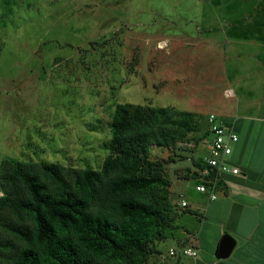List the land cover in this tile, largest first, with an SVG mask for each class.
<instances>
[{
	"label": "rangeland",
	"instance_id": "obj_1",
	"mask_svg": "<svg viewBox=\"0 0 264 264\" xmlns=\"http://www.w3.org/2000/svg\"><path fill=\"white\" fill-rule=\"evenodd\" d=\"M257 54L260 0H0V199L8 160L100 170L125 104L191 114L185 138L150 158L195 194L208 116L236 103L228 91L248 99L249 81L260 88Z\"/></svg>",
	"mask_w": 264,
	"mask_h": 264
},
{
	"label": "trees",
	"instance_id": "obj_2",
	"mask_svg": "<svg viewBox=\"0 0 264 264\" xmlns=\"http://www.w3.org/2000/svg\"><path fill=\"white\" fill-rule=\"evenodd\" d=\"M191 117L119 105L100 170L4 162L0 222L9 240L0 239L1 254L12 252L11 264H146L186 210L177 205L170 216L172 184L150 152L184 139Z\"/></svg>",
	"mask_w": 264,
	"mask_h": 264
},
{
	"label": "crops",
	"instance_id": "obj_3",
	"mask_svg": "<svg viewBox=\"0 0 264 264\" xmlns=\"http://www.w3.org/2000/svg\"><path fill=\"white\" fill-rule=\"evenodd\" d=\"M254 57L260 64V88L255 91L249 81L248 99L230 90L236 103L227 106L223 115L215 114L222 123L233 126L239 137L229 162L241 174L225 175L216 200L197 190L180 194L172 183L171 201L180 206L183 199L188 207L181 211L176 229L163 246H158L159 252L151 258L153 264H264V0H260V54ZM197 178L191 179L195 188ZM225 236L235 242L226 257L222 254ZM179 246L193 248L198 256L169 257V249Z\"/></svg>",
	"mask_w": 264,
	"mask_h": 264
},
{
	"label": "built area",
	"instance_id": "obj_4",
	"mask_svg": "<svg viewBox=\"0 0 264 264\" xmlns=\"http://www.w3.org/2000/svg\"><path fill=\"white\" fill-rule=\"evenodd\" d=\"M227 98H234V93L228 91ZM210 129L209 155L198 172L199 185L196 190L203 194H209L211 200L217 199V190L224 181L225 175L238 176L240 169L229 162V157L233 153L234 145L238 143L239 137L233 126L222 123L215 114L208 116ZM180 207L186 209L187 201L181 199ZM168 256L174 259L181 257L196 258L198 253L190 247L179 246L171 248Z\"/></svg>",
	"mask_w": 264,
	"mask_h": 264
},
{
	"label": "water",
	"instance_id": "obj_5",
	"mask_svg": "<svg viewBox=\"0 0 264 264\" xmlns=\"http://www.w3.org/2000/svg\"><path fill=\"white\" fill-rule=\"evenodd\" d=\"M235 242L229 236H225L222 241V254L224 257L228 256L232 251Z\"/></svg>",
	"mask_w": 264,
	"mask_h": 264
}]
</instances>
